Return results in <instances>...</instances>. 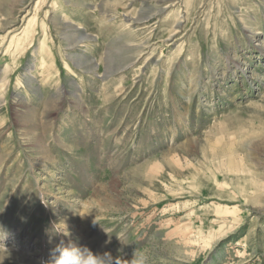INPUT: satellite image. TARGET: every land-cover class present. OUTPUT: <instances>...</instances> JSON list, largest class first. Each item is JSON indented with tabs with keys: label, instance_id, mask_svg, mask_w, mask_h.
Instances as JSON below:
<instances>
[{
	"label": "rangeland",
	"instance_id": "obj_1",
	"mask_svg": "<svg viewBox=\"0 0 264 264\" xmlns=\"http://www.w3.org/2000/svg\"><path fill=\"white\" fill-rule=\"evenodd\" d=\"M69 247L264 264V0H0V264Z\"/></svg>",
	"mask_w": 264,
	"mask_h": 264
},
{
	"label": "clouds",
	"instance_id": "obj_2",
	"mask_svg": "<svg viewBox=\"0 0 264 264\" xmlns=\"http://www.w3.org/2000/svg\"><path fill=\"white\" fill-rule=\"evenodd\" d=\"M57 251L60 252V255L58 258L54 257V264H81V261L74 257L71 247L57 249ZM83 264H96V261L89 258L83 261Z\"/></svg>",
	"mask_w": 264,
	"mask_h": 264
},
{
	"label": "bare ground",
	"instance_id": "obj_3",
	"mask_svg": "<svg viewBox=\"0 0 264 264\" xmlns=\"http://www.w3.org/2000/svg\"><path fill=\"white\" fill-rule=\"evenodd\" d=\"M26 26V25H25ZM22 32H23V30H22Z\"/></svg>",
	"mask_w": 264,
	"mask_h": 264
}]
</instances>
